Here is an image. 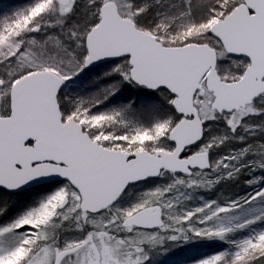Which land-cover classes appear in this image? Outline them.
<instances>
[{
    "label": "snow or ice",
    "instance_id": "obj_1",
    "mask_svg": "<svg viewBox=\"0 0 264 264\" xmlns=\"http://www.w3.org/2000/svg\"><path fill=\"white\" fill-rule=\"evenodd\" d=\"M0 264H264V0L0 10Z\"/></svg>",
    "mask_w": 264,
    "mask_h": 264
},
{
    "label": "rangeland",
    "instance_id": "obj_2",
    "mask_svg": "<svg viewBox=\"0 0 264 264\" xmlns=\"http://www.w3.org/2000/svg\"><path fill=\"white\" fill-rule=\"evenodd\" d=\"M28 3H30V0H0V10H2L5 7L25 6Z\"/></svg>",
    "mask_w": 264,
    "mask_h": 264
}]
</instances>
